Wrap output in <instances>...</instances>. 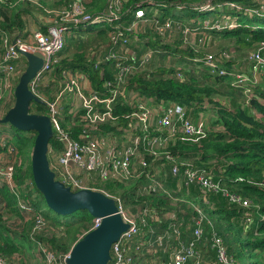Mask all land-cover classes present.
I'll use <instances>...</instances> for the list:
<instances>
[{"label":"trees","instance_id":"obj_1","mask_svg":"<svg viewBox=\"0 0 264 264\" xmlns=\"http://www.w3.org/2000/svg\"><path fill=\"white\" fill-rule=\"evenodd\" d=\"M27 1L32 8L24 6ZM52 1L51 4L45 5L48 0H41V4L38 0H0V43L3 41L4 33L14 36L15 32L24 29L23 13L29 16L30 12L34 14L36 11L41 17L49 16L52 22L58 13L69 9L75 0ZM107 2L108 0H87L86 10L88 13L102 11L107 6ZM262 2L264 0H211L210 2L208 0H128L120 12L121 18L118 21L124 24L131 23L135 18V8L138 3H141V7L146 11V21L142 23L141 20L133 31H125L127 43L124 48H121L122 40L116 46L113 45L111 34H109L113 28H101L99 25H94L92 28H99L96 33L84 31L79 34L88 35L91 37L88 41L93 40L97 46L89 49L87 47L85 51L78 53L72 51V39H66V45L60 53V60L47 78L49 84L40 87L42 95L52 90L59 92L64 70L71 69L87 72L93 85L96 88H103L106 79L115 80L118 71L117 63L124 62L132 65L133 69L129 73L128 82L122 88L123 95L124 92L129 91L132 96L129 98L120 96L116 104V112L119 114L134 112L135 104L139 100H150L153 104L162 102L166 105L171 102L182 104L188 109L190 118L194 122L200 119V111L216 112L211 116L212 120L207 118V137L197 143L178 139L176 145L162 150L164 152L158 157L160 162H164L166 169L163 171L158 167L161 172L156 170L160 173L161 179L164 176L162 172L168 171L170 186L176 183L177 179L175 177L174 180L172 174L171 163L174 161L180 167L182 178L184 167L187 165L195 169H207L211 171L215 180L224 185L229 194H239L251 200L252 205L249 208L232 203L230 196L223 192L212 193L210 195L212 204H205L200 198L203 191L198 184H191L188 188L178 186L177 183L178 187L173 191L172 196L160 191L146 193L145 187L151 183L146 173L142 178H130L125 182L100 179L101 177L96 175L89 179L88 183L92 188L104 190L120 198L128 214L139 213L137 220L141 226V233L131 242L132 247L125 251L127 255L134 257L136 264H152L150 259L153 264H156L154 258H159L157 264H162L163 260L168 258L166 247L164 249V244L160 245L157 240V236L162 234L170 223V220L164 216L167 212H177V223L181 222L180 228L184 241L194 238L195 219L193 218L198 217L199 212L191 204L198 201L203 211L204 206H207L211 213L203 224L204 238L199 244L201 246L198 247L210 260V263L206 264H224L218 259L217 249L209 247V238L214 230L223 238L228 255L233 259L232 264H264V69L258 70L257 82L248 81V78L253 77L254 65L249 56L264 43V15L254 11L260 8ZM207 3L212 8L209 6L208 9H202V6ZM229 3L235 6L231 7ZM171 9L173 12L169 11ZM250 13L252 16L249 15ZM168 15L174 18L172 28L167 30V37L172 40L175 39L176 32L184 33L187 25H190V30L202 31L197 39L198 46L190 45V48L188 44L186 45V48L193 52L190 63L180 59L171 66L159 65L154 69L148 63L142 65L140 57L149 49L155 50V54L163 59L173 51L184 57L189 56L190 50L185 48L166 44L161 46L165 51H161L158 49V42L145 39L147 33L152 34L153 30L155 32V22L151 23V21L160 20L164 24L170 19ZM225 18L234 24L226 22ZM186 20L192 23L186 24ZM216 24L220 27L217 28ZM46 28L47 26L42 29L46 30ZM134 34H137L138 39L134 37ZM72 53L74 59L70 58ZM88 53L93 55L86 59ZM113 53L116 56H112ZM210 54L217 57L216 68L204 61ZM261 54L264 57V47L261 49ZM236 55L242 59L243 64L248 62L250 69L248 75L241 69L240 72L237 70ZM106 56L109 60L103 61L101 65H95ZM223 70L227 72L221 73ZM101 71H104L103 76ZM238 83L241 86L248 84L249 88L240 87ZM226 97L228 98L224 100ZM11 108L9 107V110ZM62 108L61 125L73 137L78 138L84 127L78 120L82 113L76 112L73 116L64 111L67 107L62 106ZM30 111L36 114H48L49 107L44 102L33 101ZM8 124L12 126L14 132L7 140L8 155L13 154V151H10L12 146L21 154L27 155L30 145L34 146L35 137H29L28 134L33 131L19 130L10 122ZM118 125L126 127V121L123 118L115 124L107 121L100 128L104 135L112 134L120 138L124 128L121 130ZM4 137L5 135L0 134V151ZM62 148L63 143L53 134L48 151L50 166ZM167 153L174 158H168ZM147 158L154 160L151 154H147ZM213 160L217 161L215 169L209 164ZM23 161L19 167L15 165L12 182L20 188L28 181L27 188L31 189L32 184L38 196L34 200L29 190H23L24 192L21 191L18 198L16 193L10 192L8 181L0 186V198L3 196L6 207L11 211L14 210L13 214L21 218L28 217L26 224L19 228L24 231L19 237L18 234L15 237L12 236L8 226L0 225V258L6 260L7 264H24L27 260H23L21 256L26 253L30 255L32 248H36L41 254V264H67L66 256L81 238L80 235L84 236L91 230L94 217L86 209L78 210L70 215L57 214L49 207H47L49 212L43 211L46 201L34 183L31 159L29 157ZM157 163L158 161H155V165ZM177 197L183 200L175 204L174 200ZM20 198L32 206L30 214L27 215L17 206ZM248 213L251 215V220L246 222ZM38 216L43 218L40 223L37 222ZM61 227H64V231L58 233ZM244 231L247 232L246 239L238 236V233L242 234ZM147 234L151 242L146 244ZM151 243L152 246H150ZM205 243H207L206 246ZM49 254L52 255V259L49 258ZM146 257L149 259L147 262ZM115 261L116 253L112 249L108 264H114Z\"/></svg>","mask_w":264,"mask_h":264},{"label":"built area","instance_id":"obj_2","mask_svg":"<svg viewBox=\"0 0 264 264\" xmlns=\"http://www.w3.org/2000/svg\"><path fill=\"white\" fill-rule=\"evenodd\" d=\"M127 1L108 0L107 6L102 11L88 13L86 10L87 0H75L69 9L57 14V17L48 25L46 30L34 31L29 39L22 36L19 32L14 36L4 33L2 41L3 53L0 56V99L5 95L12 94L15 88L14 82L16 80L18 62L23 57H26V53L39 54L43 59V63L40 70L31 80L29 88L41 102H44L49 107V112L46 115L50 117L53 134L63 143L61 152L54 158V162L51 163V169L55 173L56 179L65 186L77 190L92 188L88 182L84 181L85 178L80 177L81 174H86L90 178L96 175L102 179L125 182L130 178H142L143 174L146 173V176L151 180L149 186L145 187L146 193L160 191L172 196L173 191L170 190L168 178L166 179L164 174L161 179L155 168L156 165L162 168L165 166L164 162L159 161L160 158L158 157L164 152L162 150L168 149L171 145H176L178 139L197 143L207 137V125L203 119L194 122L190 118L188 109L184 105L175 102L166 105L163 102L153 104L150 100H139L135 104L136 109L134 112L127 114L116 112L117 101L123 95L124 89L122 88L128 82L129 73L133 69L132 65L124 62L117 63L118 71L115 75V80L106 79L103 88H96L87 72L67 69L63 72L62 88L53 101L46 99L40 90V87L45 84V81L52 73L55 64L60 60V53L66 45V37L77 30L91 28L94 25L111 27L113 30L109 34H111L113 45L116 46L122 40L121 48L125 47L127 43L125 31H133L141 20L142 23L146 21V11L141 7V3L137 4L135 18L131 23L124 24L118 21L121 18L120 12H122ZM209 6L212 8L209 3L204 4L202 9H208ZM254 11L264 15V2H262L258 10ZM153 22H155V32L161 35L162 38H167V30L172 28L173 21L169 19L164 24L160 20H152L151 23ZM215 26L217 28L220 27L218 24ZM115 29L116 31H114ZM189 31L190 28L187 27L185 32ZM136 36L137 34H134V37ZM263 47L264 43L262 47L253 51L249 56L253 60L254 65L253 77L248 78V81L257 82L258 70L262 71L264 69V57L261 54ZM224 54L228 56L227 53ZM155 55V50L153 49L144 52L140 57L141 64L145 65L150 62ZM112 56H116V54L113 53ZM134 57H136L135 54ZM106 60H109L107 56L97 61L95 65H101ZM204 61L212 67L216 68L217 66V59L211 54L206 56ZM226 72V70H223L221 73ZM101 74L103 76L104 71H101ZM238 77L240 78V74ZM123 96L124 98H129L132 95L128 91L124 92ZM66 98L71 103L75 102L74 113H82L78 120L83 123L84 127L78 138L73 137L66 131L60 122L63 110L60 106V100ZM76 103H78V106ZM121 118L126 121V127L118 125L121 130L124 128L120 138H116L112 134H103L100 128L102 124L107 121L115 124ZM96 132H99V134H96ZM4 144L5 139L2 140L0 151V186H3L6 181L10 185L14 183L12 181L16 169L15 164L9 161L6 162L3 156ZM5 145L6 149L8 146L7 144ZM15 150L14 147L10 148V151ZM147 154L153 155L154 160H149ZM7 156H9L8 151ZM167 157L174 158L170 153H167ZM155 161H158L156 165ZM71 162L74 163L73 166L70 164ZM171 164L173 177L178 178L180 186L190 187L191 184L200 186L203 191V195L200 198L205 204H211L210 195L212 193L223 192L225 195L230 196L232 203L245 208H249L252 205V201L248 198H244L239 194H229L224 185L212 177L211 171L195 169L187 165L184 167L183 179L180 176L178 164L175 161ZM101 191L105 192L104 190ZM105 193L116 199L122 217L129 224V228L112 246L116 253L114 264H136L134 257L130 254L127 255L125 251L132 247L131 242L141 233V226L137 220L138 216L135 217L125 212L120 198L107 192ZM17 206L24 210L27 215L32 211L31 205L28 203L23 204L20 200ZM198 212L201 213L199 210ZM38 217L37 222L40 223L43 218L41 216ZM177 217L176 212L167 213L165 218L170 220V223L164 232L157 236L160 245L170 240L177 243L174 246L166 247L165 251L169 255L168 258L163 260L162 264L210 263V260L206 258V254L198 248L204 238L203 224L207 219L206 216L198 214V217L193 218L195 219L194 238L187 242L182 238L181 222L177 223ZM24 219L27 221L28 217H24ZM101 220V218L94 217V224L91 230L97 228ZM250 220L251 215L248 213L245 221L249 222ZM143 221L145 223V219ZM151 232L153 231L151 230ZM145 240L146 243L151 242L148 234L145 236ZM209 243V247L217 249L220 262L224 264L233 263V259L228 255L227 246L217 231L214 230L212 232ZM206 244L204 245L206 246ZM68 257L69 254L66 256V260ZM49 258L52 259L51 254H49ZM0 264H7V262L0 258Z\"/></svg>","mask_w":264,"mask_h":264},{"label":"water","instance_id":"obj_3","mask_svg":"<svg viewBox=\"0 0 264 264\" xmlns=\"http://www.w3.org/2000/svg\"><path fill=\"white\" fill-rule=\"evenodd\" d=\"M29 66L21 76L14 92L15 105L8 111L5 122L17 129L35 131L31 167L34 183L42 192L47 206L61 215L86 209L93 217L101 218L97 228L88 231L71 248L67 264H108L113 244L129 228L114 197L94 188L77 190L56 179L48 158L49 141L53 136L50 117L31 113L33 101H41L30 90L29 84L40 70L43 59L39 54L26 53ZM72 166L73 162L70 163Z\"/></svg>","mask_w":264,"mask_h":264},{"label":"rangeland","instance_id":"obj_4","mask_svg":"<svg viewBox=\"0 0 264 264\" xmlns=\"http://www.w3.org/2000/svg\"><path fill=\"white\" fill-rule=\"evenodd\" d=\"M38 1L41 4V0H38ZM210 1L211 0H208V2H210ZM52 2H53L52 0H48V2L45 5L51 4ZM229 5L231 7L232 6H235L233 3H229ZM24 6L26 8H32L30 6V4H29V1H27V3H25ZM47 8H49V7H47ZM169 11H172V9L169 10ZM249 15L252 16L251 13ZM168 16L170 17V20L173 21L174 18L171 15H168ZM225 16H227V14H225ZM225 19H226V22H229L227 20L228 18H225ZM189 23H192V21L186 20V24H189ZM230 24L233 25L234 23H230ZM189 26L190 25H187V27H189ZM97 30L98 29H94L92 27L91 28H87V29H83V31H92L94 33H96ZM73 31H76V30H73ZM177 31H179V30H177ZM201 33H202V31H200V30L199 31L190 30L187 33L186 32H184V33H180V32L178 33V32H176V34H174L175 35V39L172 40L169 37L162 38L161 35H159L157 32H154V30H153V32H152L153 35L151 33H147L145 35V39H148V40L151 39L155 43L158 42V49L161 50V51H165V49H162L161 46L166 45V44H170L171 46L177 47V48H180V47L181 48H185V49H187L189 51L190 49L189 48H186L187 46L190 47V45L191 46H193V45H197L198 46L199 45L198 42H197V39H198V37H200V34ZM174 35H173V37H174ZM66 39H70V40L72 39V43H71L72 51H76L78 53H82L83 51H85L87 49V47L89 49L90 47L95 48L97 46V43L94 42L93 40L88 41L89 39H91V37H89L88 35L83 34V33H81L80 35H77L76 37H74L72 35H70V36L68 35L66 37ZM136 39H138L137 36H136ZM201 41H202V38H201ZM187 42H189V43H187ZM0 45H1V47H0V56H1L2 53H3V45H2V42L0 43ZM209 50H211V49H209ZM150 51H152V50H150ZM189 52H190V54H188L189 56H186V57L182 56V54L177 53L176 51L169 52L168 55L164 59L157 54V55H155L153 57V61L151 60L150 62H148V64H150L151 65V68L154 69V67H158L159 65H162V66H171L172 64H175L176 62H178L180 59H181L180 61H183L185 63L186 62L190 63V58H191L190 56H191V53H193V52H191V50ZM211 53L215 54L214 52H212V50H211ZM91 55H92V53L86 54V59H88ZM215 57H216V55H215ZM70 58L71 59H74L73 53L70 55ZM151 59H152V57H151ZM216 59H217V57H216ZM235 65H236V68H237V70L239 72H240V69H241L247 75L250 73V69L248 68L249 67L248 66V62H247V64H243L242 59H240L239 56H237V55L235 56ZM28 66H29V62L27 60V57H23L22 60L18 62V64H17V70H16L17 71L16 80L14 82L15 88H16L17 84L19 83V80H20L19 77L21 78V76L25 73V71L28 68ZM237 85H239L240 87H243V88H247V89L249 88L248 84H245V85H242L241 86L240 83H238ZM15 88H14L12 94L5 95L2 99H0V129L2 130V132L0 134L5 135V137H4L5 144H8L7 143V140L10 137V135H12V133L14 134V132L12 130V126L10 124H8V122H5V119H6V115L8 113L9 107L11 108L12 106L15 105V97H14ZM228 97H226L224 100H226ZM60 102H61V104H66V103L69 104V105H66V107L68 108V106H69V110L72 112V110H73V108L75 106V102L74 101L71 103L68 100V98H66V99H61ZM61 104H60V106H61ZM215 113L216 112H214V111H206V112L205 111H203V112L200 111L199 112V117L205 118V119L208 118V119L212 120V117L211 116L214 115ZM28 134H29V137H31V136L32 137L33 136L36 137V132L35 131L30 132ZM5 144H4V147H3V156H4L5 160H6V162L7 161H9L10 163L12 162L15 165L17 164V167H19V165H21V162L24 159H26V158L29 159V157L31 159V157H32V152L31 151L33 150L32 145H30V148H29L30 150H28L27 155L21 154L19 152V150L16 149L15 151H13L12 156H7V151L5 149V146H6ZM12 147H14V146H12ZM23 163H24V161H23ZM209 164L212 165L214 169L217 167L216 166L217 165V161H215V160L210 161ZM215 173H216V171H215ZM216 174H219V173L217 172ZM80 177L85 178L84 181L89 182L90 176H87L86 174H84V175L81 174ZM100 179H102V178H100ZM27 182L23 183L20 186V188H18L15 185V183H13L12 185H10V188H9L10 189V192L11 193H16L15 195H17V197L19 198L21 191H23V190H29L32 193V197L31 198L35 200L36 196H38V193L33 188V185L32 184H31V187H32L31 189L27 188V184H26ZM88 184L90 185V183H88ZM2 197L0 199V225H3L4 224V225L8 226L10 228V230H11L10 231V234L12 236L15 237L17 234H18V237H19V235L22 236L21 234L24 233V231L22 230V228L21 229H19V228L22 227V226H24L26 224L25 219L24 218H21L17 214H13V213H15V211L14 210L11 211L10 209H8L6 207V205H7L6 204V201ZM19 200L23 204H26V202L23 200V198H20ZM182 200H183L182 198L179 199L177 197V199L174 200V203L176 204V202L182 201ZM191 205L193 206V208H195V209H197V210H199L201 212V213H199L200 215H205L206 218L209 216V214H211L209 212V208L207 206H204L205 209L203 211V208L199 204V201L196 202V203H193ZM214 206H215V203H214ZM47 207H48L47 206V203H44V207H43L42 210L49 212V209ZM125 212H127L126 209H125ZM170 212H172V211H170ZM170 212H167V213H170ZM173 212H176V211H173ZM167 213L164 216H166ZM138 214L137 215H133V216L137 217ZM63 231H64V227H61L58 230V233L59 232H63ZM236 232H238V231H236ZM238 236L241 237V238H243V239H246L247 238V232L244 231V232H242V234L241 233H238ZM80 237H83V236L80 235ZM172 245L174 246V242H173V240H170L169 242H165L163 247L165 249V247H170ZM150 246H152V243L150 244ZM21 257H22L23 260H27V263H26V261H24V264H41V260H40L41 259V254L39 252V249L32 248L30 255L28 253H26V255H22ZM161 258H163V256ZM148 260H149L148 257H146V262ZM157 260H160V259L159 258H154V261H155L156 264H157ZM150 262L153 264V261L151 259H150Z\"/></svg>","mask_w":264,"mask_h":264},{"label":"crops","instance_id":"obj_5","mask_svg":"<svg viewBox=\"0 0 264 264\" xmlns=\"http://www.w3.org/2000/svg\"><path fill=\"white\" fill-rule=\"evenodd\" d=\"M47 15H50V14H47ZM22 18H23V20H25V27H24V29H22V30H19V33L22 35V36H24L25 38H27V39H29V37H30V35L34 32V31H36V30H44V29H42V28H45L46 26L48 27V25L51 23V20L49 19V16L48 17H41L40 16V14L39 13H37L36 11H35V13L33 14V12L31 13L30 12V15L29 16H25V13H23V15H22ZM51 18V17H50ZM100 26V25H99ZM101 28L102 27H104V26H100ZM104 28H106V27H104ZM103 28V29H104ZM94 29H98L99 30V28H94ZM97 30V31H98ZM18 32V31H17ZM17 32H15V33H17ZM79 32H84L83 31V29H82V31H76L75 33H73V34H71L72 36H77L78 34H79ZM80 35V34H79ZM93 55V54H92ZM49 80H46L45 81V86H47L49 83ZM62 88V87H61ZM61 90V89H60ZM60 90H59V92H60ZM59 92L58 91H54V90H52V91H50L48 94H43L44 95V97L46 98V99H48V100H51V101H53L52 99H55L56 97H57V95L59 94ZM60 104H61V102H60ZM66 105H69V104H61V107L62 106H64V107H66ZM76 105L78 106V103H76ZM63 109V108H62ZM64 111H66L67 112V114H69V115H75V113L73 112V110H72V112L69 110V106H68V108H66V109H64ZM206 112V111H205ZM201 119H203L205 122H208V120L207 119H205V118H201L200 117V119H198V120H201ZM55 160V159H54ZM54 160H53V162H54ZM52 162V163H53ZM158 167H160V166H158V165H156V169L158 170V171H160L161 172V170H165L166 168H162V167H160L161 168V170H159L158 169ZM168 171L166 170L165 172H162V173H164L165 175H166V177L167 178H169L170 177V175L167 173ZM158 175H160V173L158 174ZM176 178L174 177V180H175ZM184 179V178H183ZM177 183H178V186H180L181 184H180V182H179V180H178V178L176 179V183H173V184H171L169 187H170V190L171 191H174L175 189H177ZM191 187V186H190ZM190 187H188V188H190Z\"/></svg>","mask_w":264,"mask_h":264}]
</instances>
